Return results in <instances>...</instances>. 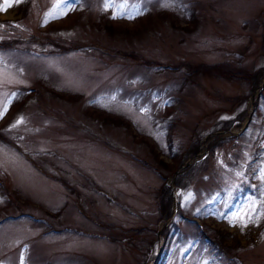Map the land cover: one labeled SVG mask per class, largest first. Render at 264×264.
I'll list each match as a JSON object with an SVG mask.
<instances>
[{"label":"rangeland","instance_id":"1","mask_svg":"<svg viewBox=\"0 0 264 264\" xmlns=\"http://www.w3.org/2000/svg\"><path fill=\"white\" fill-rule=\"evenodd\" d=\"M0 112V264H264V0H0Z\"/></svg>","mask_w":264,"mask_h":264},{"label":"trees","instance_id":"2","mask_svg":"<svg viewBox=\"0 0 264 264\" xmlns=\"http://www.w3.org/2000/svg\"><path fill=\"white\" fill-rule=\"evenodd\" d=\"M141 63L145 66L148 67H152L153 69H161V63L156 62V61H146L143 60L141 61ZM175 66H179V67H186L189 71L191 72H200V73H207V74H217L221 77H231V76H235L240 78L241 80L247 81L248 79L250 80L251 78V74H247L244 71H241L240 69L237 70H233V69H229L228 67H225V65H223L222 63H218V64H190L188 62H181L176 64ZM224 128H226V126H224ZM200 236L202 239H205V243L207 245H213L214 241L213 239H211L208 234L206 233V231L204 230L203 232H199Z\"/></svg>","mask_w":264,"mask_h":264},{"label":"snow or ice","instance_id":"3","mask_svg":"<svg viewBox=\"0 0 264 264\" xmlns=\"http://www.w3.org/2000/svg\"><path fill=\"white\" fill-rule=\"evenodd\" d=\"M62 2H63L64 9H70L71 5L73 3H75L76 0H62ZM5 3H8V0H5ZM106 3H107V0H106ZM56 7L58 8L59 5H57ZM66 14H67L66 10L60 11L59 14H57L55 9H54V10H52V11H50V12L45 14L44 23H47L49 19L59 18V16L66 15ZM121 15H123V13H121ZM112 18H117L115 13H114ZM129 18H132V17H129ZM2 115H3V112H0V117H2ZM21 122H22V118L18 119L15 122V124L12 125V127H15V126L19 125ZM236 219H237V221H239L242 224V226H246L248 222H251V217H249L247 214H245L243 216H238V217H236Z\"/></svg>","mask_w":264,"mask_h":264},{"label":"bare ground","instance_id":"4","mask_svg":"<svg viewBox=\"0 0 264 264\" xmlns=\"http://www.w3.org/2000/svg\"><path fill=\"white\" fill-rule=\"evenodd\" d=\"M7 15H8V13H7V10H6V6L4 5V6L2 7L1 17L4 18V17H6Z\"/></svg>","mask_w":264,"mask_h":264},{"label":"water","instance_id":"5","mask_svg":"<svg viewBox=\"0 0 264 264\" xmlns=\"http://www.w3.org/2000/svg\"><path fill=\"white\" fill-rule=\"evenodd\" d=\"M153 263H155V259H154Z\"/></svg>","mask_w":264,"mask_h":264}]
</instances>
